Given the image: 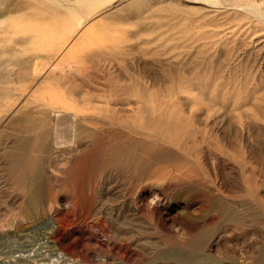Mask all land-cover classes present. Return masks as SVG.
Wrapping results in <instances>:
<instances>
[{
  "label": "rangeland",
  "instance_id": "374dc122",
  "mask_svg": "<svg viewBox=\"0 0 264 264\" xmlns=\"http://www.w3.org/2000/svg\"><path fill=\"white\" fill-rule=\"evenodd\" d=\"M13 131L43 201L14 181ZM262 247L264 0H0V264H258Z\"/></svg>",
  "mask_w": 264,
  "mask_h": 264
},
{
  "label": "bare ground",
  "instance_id": "6f19581e",
  "mask_svg": "<svg viewBox=\"0 0 264 264\" xmlns=\"http://www.w3.org/2000/svg\"><path fill=\"white\" fill-rule=\"evenodd\" d=\"M67 126L64 127L63 129H56V132H55L57 138L61 142H64V143L70 136V133H68V132H70V130L68 129ZM12 133L13 134H11V135L15 136L16 145H18V147L21 146L23 148V149L22 148L20 149L22 151L21 153H19L18 155H15L14 165L9 166L10 171L13 174L14 181L18 185V187H24V188L28 187L29 191L33 190L34 191L33 195L35 197L34 200L37 199L39 201H43V198H45L46 194L48 192H50V190H53L52 182H50V178L47 175V172H46L43 165L35 163L33 168H28V166H27L28 162L26 159V154L24 152V146L22 145L24 142V138L22 136L18 135L17 131H13ZM23 133H25V132L24 131L21 132V135ZM41 135L44 137L47 135L46 129H42ZM14 153L10 155L11 158L14 156ZM117 170L120 173H124V172L128 171L127 168L123 167L122 165H120V167L118 166ZM241 202H243V201L241 200ZM233 213H234V211H233ZM258 264H264V247H262L261 257L258 261Z\"/></svg>",
  "mask_w": 264,
  "mask_h": 264
}]
</instances>
